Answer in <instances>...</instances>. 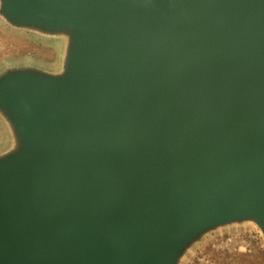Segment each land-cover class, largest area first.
I'll return each instance as SVG.
<instances>
[{
	"label": "water",
	"instance_id": "95a60500",
	"mask_svg": "<svg viewBox=\"0 0 264 264\" xmlns=\"http://www.w3.org/2000/svg\"><path fill=\"white\" fill-rule=\"evenodd\" d=\"M0 20L56 51L0 71V264L264 244V0H0Z\"/></svg>",
	"mask_w": 264,
	"mask_h": 264
},
{
	"label": "rangeland",
	"instance_id": "374dc122",
	"mask_svg": "<svg viewBox=\"0 0 264 264\" xmlns=\"http://www.w3.org/2000/svg\"><path fill=\"white\" fill-rule=\"evenodd\" d=\"M36 37L29 32L10 29L0 20V71L26 58L52 62L56 56L55 49ZM2 130L3 126L0 124V144L4 140ZM231 234L245 240L248 239L251 242L250 247L237 250L221 247V243ZM261 239L259 232L253 226L244 230L214 235L204 244L196 245L191 249L181 264H223L226 258L236 263L242 261L244 264L260 261L264 263V244Z\"/></svg>",
	"mask_w": 264,
	"mask_h": 264
},
{
	"label": "built area",
	"instance_id": "2783aa9c",
	"mask_svg": "<svg viewBox=\"0 0 264 264\" xmlns=\"http://www.w3.org/2000/svg\"><path fill=\"white\" fill-rule=\"evenodd\" d=\"M251 245V242L247 239L229 235L228 238H226L225 241L221 243V247H227L230 250H237V249H247Z\"/></svg>",
	"mask_w": 264,
	"mask_h": 264
},
{
	"label": "trees",
	"instance_id": "16d2710c",
	"mask_svg": "<svg viewBox=\"0 0 264 264\" xmlns=\"http://www.w3.org/2000/svg\"><path fill=\"white\" fill-rule=\"evenodd\" d=\"M219 259H220V257H219ZM245 261H246V260H245ZM223 264H244V262L242 261V262H240V263H236V262H233L232 259L228 260V258H226V259L224 260ZM253 264H264V263H262V261H260V262H255V263H253Z\"/></svg>",
	"mask_w": 264,
	"mask_h": 264
}]
</instances>
